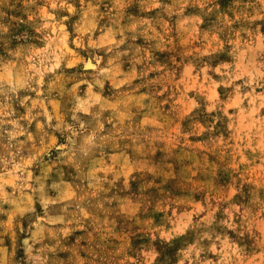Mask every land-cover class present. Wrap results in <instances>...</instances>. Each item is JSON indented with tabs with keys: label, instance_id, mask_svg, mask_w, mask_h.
Instances as JSON below:
<instances>
[{
	"label": "clouds",
	"instance_id": "1",
	"mask_svg": "<svg viewBox=\"0 0 264 264\" xmlns=\"http://www.w3.org/2000/svg\"><path fill=\"white\" fill-rule=\"evenodd\" d=\"M0 264H264V0H0Z\"/></svg>",
	"mask_w": 264,
	"mask_h": 264
}]
</instances>
